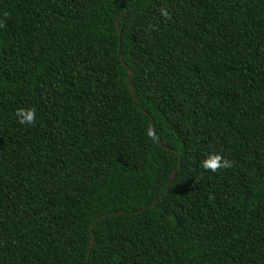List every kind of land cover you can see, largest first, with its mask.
Segmentation results:
<instances>
[{"label":"trees","instance_id":"trees-1","mask_svg":"<svg viewBox=\"0 0 264 264\" xmlns=\"http://www.w3.org/2000/svg\"><path fill=\"white\" fill-rule=\"evenodd\" d=\"M0 264H264V0H0Z\"/></svg>","mask_w":264,"mask_h":264},{"label":"clouds","instance_id":"clouds-1","mask_svg":"<svg viewBox=\"0 0 264 264\" xmlns=\"http://www.w3.org/2000/svg\"><path fill=\"white\" fill-rule=\"evenodd\" d=\"M160 12L163 16H168V12L165 9L161 8ZM15 115L17 122L22 125L30 126L35 123L36 113L33 108H19L17 109ZM146 134L149 137H153L156 135V133L150 127L146 130ZM201 166L205 169L215 171L218 168L230 166V161H228L226 158H223L218 153H213L209 154L205 159L202 160Z\"/></svg>","mask_w":264,"mask_h":264},{"label":"water","instance_id":"water-1","mask_svg":"<svg viewBox=\"0 0 264 264\" xmlns=\"http://www.w3.org/2000/svg\"><path fill=\"white\" fill-rule=\"evenodd\" d=\"M120 57H121V55H120ZM121 58H122V57H121ZM129 71H130V69H129ZM130 75H131V74H130V72H129V74H128V76H127V83H128V85H129V87H130V89H131L132 94L134 95V90H133L132 85H131V83H130ZM159 143H160V142H159ZM174 174H175V169L172 170V173H171V175H170V178H169V181H168V182H170V180L172 179V177L174 176ZM166 191H167V189H166ZM147 207H148V206H147ZM95 223H96V221L93 222L92 225H91V227H90V244H89V249H90V247L92 246L93 241H94L93 227H94ZM89 249H88L87 256H89V251H90Z\"/></svg>","mask_w":264,"mask_h":264}]
</instances>
